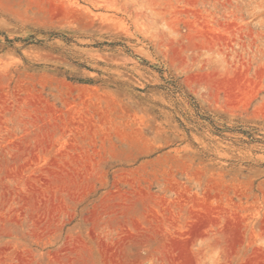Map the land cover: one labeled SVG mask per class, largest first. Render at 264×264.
<instances>
[{
  "label": "rangeland",
  "instance_id": "1",
  "mask_svg": "<svg viewBox=\"0 0 264 264\" xmlns=\"http://www.w3.org/2000/svg\"><path fill=\"white\" fill-rule=\"evenodd\" d=\"M0 264H264V0H0Z\"/></svg>",
  "mask_w": 264,
  "mask_h": 264
}]
</instances>
